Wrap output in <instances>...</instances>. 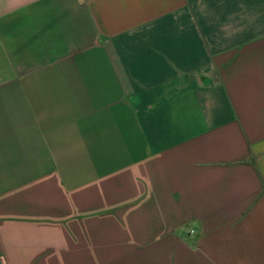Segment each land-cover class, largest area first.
<instances>
[{
    "label": "crops",
    "instance_id": "crops-1",
    "mask_svg": "<svg viewBox=\"0 0 264 264\" xmlns=\"http://www.w3.org/2000/svg\"><path fill=\"white\" fill-rule=\"evenodd\" d=\"M0 264H264V0H0Z\"/></svg>",
    "mask_w": 264,
    "mask_h": 264
}]
</instances>
